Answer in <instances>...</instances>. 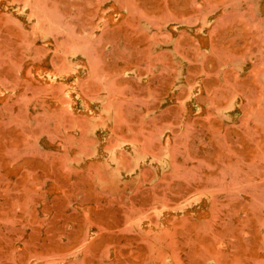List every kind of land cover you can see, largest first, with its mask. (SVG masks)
<instances>
[{
  "label": "rangeland",
  "instance_id": "obj_1",
  "mask_svg": "<svg viewBox=\"0 0 264 264\" xmlns=\"http://www.w3.org/2000/svg\"><path fill=\"white\" fill-rule=\"evenodd\" d=\"M0 264H264V0H0Z\"/></svg>",
  "mask_w": 264,
  "mask_h": 264
}]
</instances>
